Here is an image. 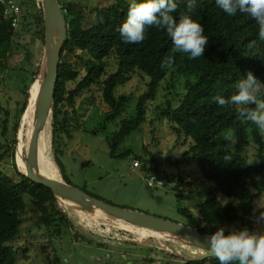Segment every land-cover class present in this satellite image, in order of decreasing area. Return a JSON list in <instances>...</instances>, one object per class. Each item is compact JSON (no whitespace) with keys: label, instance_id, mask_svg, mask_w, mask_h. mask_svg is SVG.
<instances>
[{"label":"trees","instance_id":"16d2710c","mask_svg":"<svg viewBox=\"0 0 264 264\" xmlns=\"http://www.w3.org/2000/svg\"><path fill=\"white\" fill-rule=\"evenodd\" d=\"M57 1L66 23L67 35L59 56L52 110L45 124V128L51 131V141L57 135L59 138L62 134L71 137L72 120L78 113L76 99L92 86L100 89V98L107 107L102 123V129H105L106 123L113 121L125 110L128 101L126 94L115 95L116 88L134 75H146L149 79L144 91L136 98L132 115L121 121L119 129L106 137L113 155L115 143L131 130L137 129L145 120L148 102L155 98L167 75L168 68L162 69L161 62L172 56L176 72L184 79V92L175 107L166 99L159 115L173 123L172 128L177 134L191 139L192 144L184 154L197 164L203 180L213 184L214 192L234 200L221 202L212 194L204 198L198 205L203 225L196 229L208 235L218 227L239 223L240 228L247 227L252 232L251 224L258 214L254 208V199L264 192V140L254 124L238 118L235 106H219L212 97H228L233 94L236 81L247 71L264 81V41L257 37L255 22L247 14L239 12L228 16L215 6V0H197V6L190 15L203 26L208 45L202 57L190 60L186 54L173 53L170 38L155 27H147L145 38L139 43H122L118 29L126 18L129 0H114L94 7L97 20L90 25L79 26L75 33L69 25L71 16L65 11L66 5L73 4L65 0ZM175 2L177 13L174 16L178 17L180 12L186 11L185 0ZM19 4L21 12L23 8L20 18L22 28L28 30L33 26L32 35L44 46L41 1L19 0ZM14 30L2 18L0 5V53H9L17 44L19 34ZM27 55L29 52H26ZM70 55H77L80 59L82 56L87 57L84 58V73L80 78L78 69L67 63L66 59ZM108 58H113L116 63V68L110 73L105 70V60ZM32 68V71H26L29 73V82L24 89L18 119H21L26 109L28 89L38 78L42 65L37 63ZM68 82L75 83L67 87ZM18 119L14 124L15 131L19 127ZM27 125L26 119L24 132ZM24 132L21 156L25 160L24 148L28 145L30 135L24 139ZM250 139L256 148L252 160L246 154ZM229 140L233 141V147L229 146ZM11 141L14 148L15 135ZM12 164L18 174L17 180L0 170V264H15V256L8 242L18 235L27 212L36 216L37 223H41L46 230V243L41 247H47L50 242V228L56 233L63 227V231H70L73 237L82 235L72 217L75 215L73 207H69L73 203L63 200L62 204L48 187L29 180L23 175L25 170L20 172L14 161ZM39 164L35 159V169L41 176L56 178L47 172L43 164ZM149 171L159 175L155 168H149ZM93 209L100 218L104 217L97 209ZM162 240L165 242L172 239ZM182 244L198 250L199 254L186 256L179 263L219 264L215 257L200 259L203 250ZM169 254L174 256L173 253Z\"/></svg>","mask_w":264,"mask_h":264},{"label":"rangeland","instance_id":"374dc122","mask_svg":"<svg viewBox=\"0 0 264 264\" xmlns=\"http://www.w3.org/2000/svg\"><path fill=\"white\" fill-rule=\"evenodd\" d=\"M65 1L73 4L66 5L65 11L71 16L69 25L75 33L79 26L90 25L97 20L94 7L114 0ZM22 14L23 8L20 17ZM32 27L26 30L19 21L14 28V32L19 34L17 44L9 53H0V170L14 180L18 179V174L13 161L18 171L25 170V160L17 152L14 124L29 82L26 71H32L34 64L42 65L44 60L43 46L32 35ZM26 52H29V56H26ZM84 58L87 59L86 56L80 59L77 55H70L66 59L67 63L78 69V78L84 73ZM115 68L113 58L105 60L106 73ZM148 79L146 75H134L116 88L115 95L126 94L128 101L125 110L106 123L105 129H102V123L107 107L100 98V89L92 86L76 99L78 113L72 120L71 137L62 134L59 138L57 135L52 142L50 129L44 128L39 134L36 159L48 173L101 201L197 228L203 225L198 205L204 198L212 194L221 202L234 200L214 192L213 184L203 180L197 164L184 154L192 144L191 139L177 134L172 128L173 123L159 115L166 99L175 107L184 92V79L176 72L175 66L167 69L166 78L161 82L155 98L148 102L145 120L115 143L113 155L106 140L119 129L121 121L132 115L136 98L144 91ZM74 83L68 82L67 87ZM40 84L41 79L37 78L32 87L25 132L23 128L24 139L29 138L32 130ZM28 98L29 89L26 110ZM13 135L16 137L14 148L11 141ZM261 137L264 140V135ZM228 144L233 147L232 140ZM26 148L27 144L24 158ZM255 153L256 148L250 139L246 151L249 160L255 157ZM134 159H139V167H131ZM149 168H155L166 180L164 187L147 185L145 177L150 172ZM261 197H264V192L254 199L258 214L252 221V232H264V219L260 218L264 208L257 207ZM23 198L26 200V195ZM72 206L75 213L73 220L82 235L73 237L70 231H63V227L56 233L50 228L47 247H41L47 239L45 228L37 223V217L31 212L26 213L18 235L8 242L15 256V264H181L179 261L184 257L199 254L198 250L170 238L176 235L138 226L129 227L128 223L109 216L100 218L91 207H81L76 203ZM229 228L240 229V225L234 223L225 226V229ZM162 239L172 240L164 242Z\"/></svg>","mask_w":264,"mask_h":264},{"label":"clouds","instance_id":"9594fccd","mask_svg":"<svg viewBox=\"0 0 264 264\" xmlns=\"http://www.w3.org/2000/svg\"><path fill=\"white\" fill-rule=\"evenodd\" d=\"M197 0H185L186 11L177 16L175 0H129L126 18L118 32L122 43H139L145 38V29L155 27L170 38L173 53H183L190 60L202 57L208 45L203 26L192 18ZM215 6L228 16L237 12L247 14L257 25V37L264 41V0H215ZM174 59L166 57L160 67L171 68ZM219 106H235L238 118L250 121L264 135V81L251 71L235 83V92L228 97L214 95ZM264 208V197L257 201ZM264 219V211L260 213ZM218 227L206 235L207 254L215 256L219 264H264V232H250L247 227L227 229Z\"/></svg>","mask_w":264,"mask_h":264},{"label":"water","instance_id":"95a60500","mask_svg":"<svg viewBox=\"0 0 264 264\" xmlns=\"http://www.w3.org/2000/svg\"><path fill=\"white\" fill-rule=\"evenodd\" d=\"M40 1L44 16V60L39 74L41 84L34 105V121L27 145L25 171L23 172V175L35 183L48 187L62 204V201L64 200L76 203L81 207L91 206L102 212L105 216L112 217L124 223L149 229L154 232L176 235V237L170 238H174L187 245L203 250L204 252L199 257L200 259L215 257L206 252V249L209 247V242L206 237L207 234L200 233L196 228L185 226L144 212L106 203L86 194L79 188L72 186L61 179L40 176L35 173L33 166L36 159L39 134L45 128L46 120L52 110L54 89L58 77L59 56L67 35L66 23L58 1ZM25 113L26 109L21 120ZM69 207L72 208L73 206Z\"/></svg>","mask_w":264,"mask_h":264},{"label":"built area","instance_id":"2783aa9c","mask_svg":"<svg viewBox=\"0 0 264 264\" xmlns=\"http://www.w3.org/2000/svg\"><path fill=\"white\" fill-rule=\"evenodd\" d=\"M2 18L7 21L12 28H15L20 21L21 6L19 0H0ZM138 159L132 161L131 167H139ZM145 181L150 187H164L167 183L164 178L155 173H148Z\"/></svg>","mask_w":264,"mask_h":264},{"label":"bare ground","instance_id":"6f19581e","mask_svg":"<svg viewBox=\"0 0 264 264\" xmlns=\"http://www.w3.org/2000/svg\"><path fill=\"white\" fill-rule=\"evenodd\" d=\"M55 36V35H54ZM40 78V76H38V79ZM36 80L32 83L31 87L29 88V106L27 107V110H26V113L25 115L23 116V119L21 120L20 124H19V127H18V130H17V152L18 154H22V134H23V128H24V124H25V120H26V116H27V113L29 111V108H30V104H31V101H32V95H31V91H32V87L34 86ZM24 165H25V162H24ZM33 170L35 171V173H37L38 175H40L36 169H35V166H33ZM41 176V175H40ZM99 211V210H98ZM100 212V211H99ZM101 214H103L102 212H100ZM104 215V214H103ZM105 216V215H104ZM119 221V220H118Z\"/></svg>","mask_w":264,"mask_h":264}]
</instances>
